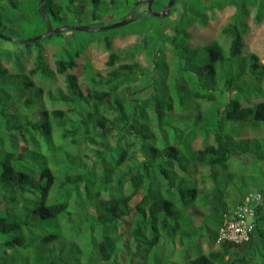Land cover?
<instances>
[{
	"label": "trees",
	"instance_id": "trees-1",
	"mask_svg": "<svg viewBox=\"0 0 264 264\" xmlns=\"http://www.w3.org/2000/svg\"><path fill=\"white\" fill-rule=\"evenodd\" d=\"M1 1L6 11L16 7L13 0ZM40 1L27 0L29 18L43 21L46 32L44 13L63 28L65 16L81 11L80 0H44L41 8ZM148 1L155 12L168 2L90 0L91 18L126 15ZM261 1L177 0L162 20L145 14L121 37L143 38L138 43L114 52L115 32L98 42L108 53L107 71L85 62V83L70 73L85 49L61 46L54 70L42 47L25 74L8 73L0 62V264H230L226 258L242 246L220 244L206 252L197 239L207 236L214 244L223 215L249 194L240 188L231 203L219 197V169L238 152L261 163V178L253 173L251 182L263 197L257 210L262 227L250 243L260 246L240 263L253 264L256 255L264 263V152L249 154L238 144L246 139L232 138L238 127L264 125V102L249 103L261 95L264 66L256 54L242 55L248 6ZM228 6L235 11L221 29L227 49L214 40L202 46V56L197 50L183 56L186 29L205 24L206 11ZM178 7L179 17L170 20ZM21 18L6 15L12 24ZM261 19L254 16L256 23ZM167 21L173 23L170 35L163 31ZM140 52L151 73L136 61H121ZM55 74L63 76L64 90H44L31 80L45 82ZM149 88L151 95L140 96ZM198 136L202 147L193 150ZM196 208L205 211L198 226L188 214ZM176 246L181 254L173 260Z\"/></svg>",
	"mask_w": 264,
	"mask_h": 264
},
{
	"label": "rangeland",
	"instance_id": "rangeland-1",
	"mask_svg": "<svg viewBox=\"0 0 264 264\" xmlns=\"http://www.w3.org/2000/svg\"><path fill=\"white\" fill-rule=\"evenodd\" d=\"M6 1V0H5ZM16 4V7L13 10L6 11L0 7V17L3 20L4 27L0 28V36L5 38L14 39L17 41H26L32 38H35L39 35L45 34V25L43 21H32L29 18V10L27 0H13ZM209 2V0H204ZM59 3V0H57ZM78 9L72 15H67L63 18L64 23L61 25L64 26H84V27H101L108 26L110 24L117 23L128 16L130 10L126 15L123 12L112 11L111 14H107L102 17L100 20H92L90 12L91 2L90 0H80ZM4 2H0V5H3ZM5 7V6H4ZM6 8V7H5ZM249 14L245 19L246 32L243 36V56H246L248 53H254L258 56L259 62L264 66V2L261 1L258 3V6L252 7L248 6ZM146 11V5H142L135 12L140 13ZM181 8H177L176 12L171 15L170 20H173L175 17H179ZM235 8L233 6L225 7L222 10L206 11V23L202 24L199 22H194L186 29V37L183 40L185 45V51L182 52V55L191 57V50H197V57L202 56L204 50L202 46L209 44L210 42L216 40L218 41L224 49L228 47V39L221 34V29L228 22L231 15L234 13ZM168 13V12H167ZM260 13L261 22L256 23L254 16ZM16 14L22 18L19 21H16L14 24L8 23L6 21V15ZM143 18V17H142ZM51 27L53 29L58 28L59 24L56 22H51ZM129 24L128 26H130ZM173 23L167 21L163 24V31L166 35H170ZM128 26L123 28H117L107 31H92V32H79V31H64L56 36L55 34L42 39L39 43H31L28 47L25 44L10 42L0 38V62L2 68L6 69L8 73H27L29 69L32 68L33 59L38 48H43L45 61L48 64L51 70H54V61L56 55L58 54L61 46L66 47L68 51L80 50L82 52L80 58L77 60V67L73 69L70 73L77 76V80L80 83L84 82L85 74L83 72L82 66L85 62H89L93 70L98 71L102 74H105L107 67L105 63L107 61L108 53L103 49L98 42L102 41L106 36L111 35L113 32L116 34V38L112 41V48L114 52L125 50L132 45L141 41V38H138L134 35L128 34L126 37L121 38L122 35L127 32ZM178 45L182 44L181 41L177 42ZM10 53L9 57L8 54ZM175 53V52H174ZM170 47H166L164 50L165 61L169 65V75L171 72L170 57H171ZM122 62L130 63L133 61L138 62L142 67L148 70V73L153 71L152 65L148 62L144 52L137 53L133 56L127 55L121 59ZM151 74L150 77L156 78V75ZM34 85L44 90L50 89L55 91L57 88L64 90V80L63 76L55 74L54 78L41 82L40 79L33 77L31 78ZM168 83V82H167ZM140 86L139 81L136 82ZM146 86L150 84V79L145 83ZM152 88H149L142 92L140 96H149L152 94ZM191 103V101H189ZM258 102H264V80L261 84V95H258L256 98L250 99V105L256 104ZM49 106V104H47ZM243 106H246V103H243ZM207 108V104L202 105V110ZM174 114H178L177 109L173 111ZM237 126V125H233ZM256 129H251L249 127H238L232 138L234 140L246 139L248 142H239L238 144L242 145L247 149L249 154L253 151L258 154L264 152V125H260ZM257 138V139H255ZM258 139L260 141H258ZM134 142L135 139L127 138L126 143ZM254 141H258L254 142ZM262 141V142H261ZM110 142L114 143V138H110ZM208 142H211V137H209ZM202 147V138L198 136L192 143L191 148L193 150L200 149ZM260 167L261 163L255 161V159L242 155L239 152L233 154L232 158L219 169L220 173L217 175L218 192L219 197L222 198L226 203H231L235 198L240 194L239 190L242 188V191H249L250 194L256 193L258 188L254 186L251 182L253 173H256L260 178ZM204 172L203 168H199ZM196 178H200L199 175H196ZM210 184V183H209ZM227 185H231L229 188V194H227L226 188ZM189 215L193 216L194 225L198 226L202 218L205 216V211L201 208L190 209L188 211ZM258 226L261 228V221ZM212 228V227H211ZM209 228L208 230H210ZM198 243L201 244L204 251H209L210 249L216 248L214 244H211L210 241H207V236L198 238ZM260 246L259 242L255 244H250L242 246L236 251L231 252V254L226 258L227 262L230 264H241L240 261L244 260L247 255H255L257 249ZM168 252L170 249L168 246L165 248ZM179 246H176L174 254L171 256V259L175 260L180 256L181 251H179ZM264 253L261 252L260 255ZM253 255V256H254ZM253 264H262L259 255L253 257ZM264 262V258L262 259ZM139 264H142L139 263ZM144 264V263H143ZM264 264V263H263Z\"/></svg>",
	"mask_w": 264,
	"mask_h": 264
},
{
	"label": "built area",
	"instance_id": "built-area-1",
	"mask_svg": "<svg viewBox=\"0 0 264 264\" xmlns=\"http://www.w3.org/2000/svg\"><path fill=\"white\" fill-rule=\"evenodd\" d=\"M263 205L260 193L247 194L243 201L223 215L220 228L214 239V246L232 244L246 246L252 243L259 224L257 210Z\"/></svg>",
	"mask_w": 264,
	"mask_h": 264
},
{
	"label": "water",
	"instance_id": "water-1",
	"mask_svg": "<svg viewBox=\"0 0 264 264\" xmlns=\"http://www.w3.org/2000/svg\"><path fill=\"white\" fill-rule=\"evenodd\" d=\"M177 0H168L167 4L162 8V10L160 12H155L151 9V2L148 1L147 2V7H146V11H143V12H140L139 14H137L136 16H132L134 14V12L143 5V3H140L136 6H134L132 8V10L129 12L128 16H126L124 19H122L121 21L117 22V23H114V24H110L108 26H101V27H95V28H90V27H84V26H66V27H63V28H56V29H53L49 23V20H48V17L46 16V14L44 13V18H45V21H46V24H47V32L45 34H42V35H39L35 38H32V39H29V40H26V41H17V40H14V39H10V38H5V37H2L0 36L1 39L3 40H7V41H10V42H15V43H21V44H25L26 42H35V41H39V40H42L44 38H47L51 35H54V34H59L61 32H64V31H79V32H92V31H107V30H113V29H117V28H121V27H124L136 20H138L139 18H141L143 15L145 14H148V15H151L159 20H162L166 17L167 15V12L170 10V8L174 5V3L176 2ZM44 0H41L39 2V7L41 8L42 4H43Z\"/></svg>",
	"mask_w": 264,
	"mask_h": 264
},
{
	"label": "flooded vegetation",
	"instance_id": "flooded-vegetation-1",
	"mask_svg": "<svg viewBox=\"0 0 264 264\" xmlns=\"http://www.w3.org/2000/svg\"><path fill=\"white\" fill-rule=\"evenodd\" d=\"M143 5H146V3H143ZM146 7H147V5H146Z\"/></svg>",
	"mask_w": 264,
	"mask_h": 264
},
{
	"label": "bare ground",
	"instance_id": "bare-ground-1",
	"mask_svg": "<svg viewBox=\"0 0 264 264\" xmlns=\"http://www.w3.org/2000/svg\"><path fill=\"white\" fill-rule=\"evenodd\" d=\"M136 16V15H135Z\"/></svg>",
	"mask_w": 264,
	"mask_h": 264
}]
</instances>
